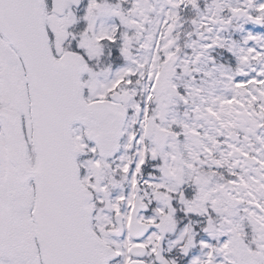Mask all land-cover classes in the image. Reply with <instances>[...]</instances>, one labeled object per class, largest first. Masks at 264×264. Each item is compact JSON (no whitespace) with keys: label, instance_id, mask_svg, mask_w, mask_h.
Instances as JSON below:
<instances>
[{"label":"snow or ice","instance_id":"1","mask_svg":"<svg viewBox=\"0 0 264 264\" xmlns=\"http://www.w3.org/2000/svg\"><path fill=\"white\" fill-rule=\"evenodd\" d=\"M0 264H264V0H0Z\"/></svg>","mask_w":264,"mask_h":264}]
</instances>
